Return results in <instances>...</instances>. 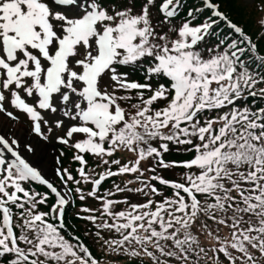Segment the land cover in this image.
<instances>
[{"label": "snow or ice", "instance_id": "snow-or-ice-1", "mask_svg": "<svg viewBox=\"0 0 264 264\" xmlns=\"http://www.w3.org/2000/svg\"><path fill=\"white\" fill-rule=\"evenodd\" d=\"M225 7L0 0V264H264V16Z\"/></svg>", "mask_w": 264, "mask_h": 264}, {"label": "trees", "instance_id": "trees-1", "mask_svg": "<svg viewBox=\"0 0 264 264\" xmlns=\"http://www.w3.org/2000/svg\"><path fill=\"white\" fill-rule=\"evenodd\" d=\"M260 0H254L253 3L247 4L243 0H225V10L229 12L230 17L237 22L238 24H241L245 27V30L252 34L253 38L256 39L258 37V34L262 31L260 26L258 25V20L261 18V16H264V13L258 12L256 10V4L259 3ZM59 152L61 150V147L58 148ZM63 151L66 152L65 156H61V163L63 167H70V168H76L78 165L76 163H73L70 160V157L72 153L68 151L67 149H64ZM122 159H127L128 154L121 153L119 154ZM186 157H177V159H184ZM90 164L92 163V158L89 157ZM99 171V169H98ZM75 174V173H74ZM57 185H59V180L56 182ZM111 186V181L105 182V184L102 186V190L106 189ZM87 189L91 188V185L86 186ZM39 191H44L45 189L43 187H38ZM123 207V206H120ZM46 210V209H45ZM76 223H80L79 221H76ZM81 232L77 234H82ZM94 254L97 257L101 256V253L96 251V249H93Z\"/></svg>", "mask_w": 264, "mask_h": 264}, {"label": "rangeland", "instance_id": "rangeland-1", "mask_svg": "<svg viewBox=\"0 0 264 264\" xmlns=\"http://www.w3.org/2000/svg\"><path fill=\"white\" fill-rule=\"evenodd\" d=\"M244 2L245 3H252L253 0H244ZM19 127L22 129L23 128V125H21ZM58 146L59 145H55V147L51 150V153H50L51 156H57L59 158V155H58V152H57V149H56ZM46 167L49 168L50 167V163L48 165H46Z\"/></svg>", "mask_w": 264, "mask_h": 264}, {"label": "bare ground", "instance_id": "bare-ground-1", "mask_svg": "<svg viewBox=\"0 0 264 264\" xmlns=\"http://www.w3.org/2000/svg\"><path fill=\"white\" fill-rule=\"evenodd\" d=\"M49 163H50V162L47 161V160L43 161V164H44L45 168H47L46 165H48Z\"/></svg>", "mask_w": 264, "mask_h": 264}]
</instances>
